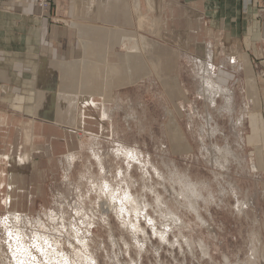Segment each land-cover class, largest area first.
I'll return each mask as SVG.
<instances>
[{"label":"rangeland","instance_id":"obj_1","mask_svg":"<svg viewBox=\"0 0 264 264\" xmlns=\"http://www.w3.org/2000/svg\"><path fill=\"white\" fill-rule=\"evenodd\" d=\"M128 39L138 63L143 40ZM194 61L184 85L113 93L112 131L84 133L70 159L28 174L42 191L19 223H4L15 211L0 206V264H264V178L248 145V112L260 105L250 77L236 98L210 82L217 65ZM6 227L24 232L27 252Z\"/></svg>","mask_w":264,"mask_h":264},{"label":"crops","instance_id":"obj_2","mask_svg":"<svg viewBox=\"0 0 264 264\" xmlns=\"http://www.w3.org/2000/svg\"><path fill=\"white\" fill-rule=\"evenodd\" d=\"M135 35L138 63L128 43ZM195 59L217 65L210 82L236 98L250 77L260 107L248 112V145L264 178V0H54L49 13L39 0H1L0 206L33 207L43 184L33 192L28 174L42 179L59 157L81 150L84 133L112 131L102 117L113 93L184 85Z\"/></svg>","mask_w":264,"mask_h":264},{"label":"bare ground","instance_id":"obj_3","mask_svg":"<svg viewBox=\"0 0 264 264\" xmlns=\"http://www.w3.org/2000/svg\"><path fill=\"white\" fill-rule=\"evenodd\" d=\"M214 86V85H213ZM213 86H211V87H213ZM210 88V87H209ZM220 90H221V88L220 87H218ZM213 89V88H212ZM217 89V88H216ZM224 90V89H223ZM222 91V90H221ZM224 92H225V90H224ZM232 97V96H231ZM230 97V98H231ZM229 98V99H230ZM108 112L107 111H104V114H103V120H108V119H106V118H108ZM124 148V147H123ZM122 148V149H123ZM125 149V148H124ZM123 152V151H122ZM130 152V151H129ZM132 152V151H131ZM130 152V153H131ZM126 155V154H125ZM68 157H69V155H68ZM71 157H69V159H70ZM73 158V157H72ZM68 159V160H69ZM74 159H76L75 157H74ZM107 186H109V185H106V187ZM8 199V198H7ZM123 201V200H122ZM121 208V207H120ZM121 211V210H120ZM23 219H25L24 217H22V215L21 214H19V213H17V212H13V213H9L8 214V217H6V218H4L3 219V222L4 223H8V220H11L10 222L11 223H19L20 221H22ZM6 225V224H5ZM7 228V227H6ZM7 230V234H8V238H9V241L12 243V241H11V239L13 240V242L14 243H19L18 245H19V247H20V249L21 250H23V251H25V252H27L26 250H27V248H26V250H24L25 249V241H24V232L22 231V230H20V229H17V227H15V228H7L6 229ZM7 236V235H6ZM23 241H24V244H23ZM8 243L9 244V247H13L12 245H11V243ZM45 243H46V241H45ZM45 243H43V244H45ZM51 244V242L49 241L48 242V244ZM17 245V246H18ZM16 246V247H17ZM18 247V248H19ZM41 247V246H40ZM39 247V248H40ZM48 247V246H47ZM43 248V247H42ZM42 250V249H41ZM54 250V249H53ZM21 252V251H20ZM25 252H23V253H25ZM53 252V251H52ZM22 253V254H23ZM48 258V257H47ZM21 262H23V261H21ZM18 263H20V262H18ZM26 263V262H25ZM21 264H24V263H21ZM27 264V263H26ZM28 264H31V263H28Z\"/></svg>","mask_w":264,"mask_h":264},{"label":"built area","instance_id":"obj_4","mask_svg":"<svg viewBox=\"0 0 264 264\" xmlns=\"http://www.w3.org/2000/svg\"><path fill=\"white\" fill-rule=\"evenodd\" d=\"M0 4H1V0H0ZM39 4L44 13H49L53 8L54 0H39ZM262 76H264V73H262Z\"/></svg>","mask_w":264,"mask_h":264}]
</instances>
